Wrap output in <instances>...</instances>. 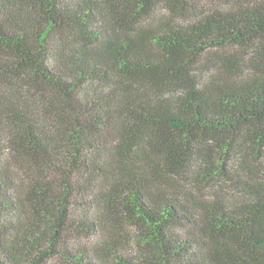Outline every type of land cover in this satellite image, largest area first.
I'll use <instances>...</instances> for the list:
<instances>
[{
    "label": "trees",
    "instance_id": "obj_1",
    "mask_svg": "<svg viewBox=\"0 0 264 264\" xmlns=\"http://www.w3.org/2000/svg\"><path fill=\"white\" fill-rule=\"evenodd\" d=\"M189 1L0 0V264H264V177L231 205L175 182L264 160V70L205 73L264 51V0Z\"/></svg>",
    "mask_w": 264,
    "mask_h": 264
},
{
    "label": "rangeland",
    "instance_id": "obj_2",
    "mask_svg": "<svg viewBox=\"0 0 264 264\" xmlns=\"http://www.w3.org/2000/svg\"><path fill=\"white\" fill-rule=\"evenodd\" d=\"M237 0H194L189 1V5L197 7L198 10L203 11L210 10L211 8H230ZM192 7L184 14V18H180V21H185V17L194 15L197 10ZM165 9L160 7V14L165 13ZM215 66L208 67L205 71L206 75L220 76L222 79H234L240 80L254 74H261L264 70V51L262 49H238L230 50L225 55L214 60ZM229 66H234L237 71L232 70ZM234 71V72H233ZM8 155H6V159ZM251 156L248 154L246 146L239 143V147L236 150L234 161L229 164V171L234 173V176L216 178L209 177L205 172L198 169L189 173L187 176L179 177L175 182L177 183V189L182 190L183 193L191 192L198 197L206 200L220 199L228 204H237L244 200V185L241 179L246 176V170L257 173L259 179L264 177V160L254 161L251 158V165H249ZM24 177V174H20ZM72 242L77 248L85 245H90L96 237H88L87 235H79L77 233L69 235ZM134 252V247L131 245L130 253ZM47 264H74L60 261V258H54L47 262Z\"/></svg>",
    "mask_w": 264,
    "mask_h": 264
}]
</instances>
